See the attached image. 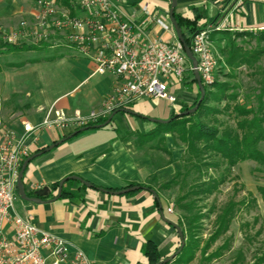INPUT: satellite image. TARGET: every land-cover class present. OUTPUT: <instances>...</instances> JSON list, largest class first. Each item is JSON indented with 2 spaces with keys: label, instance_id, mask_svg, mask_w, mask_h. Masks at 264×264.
<instances>
[{
  "label": "crops",
  "instance_id": "0c3cea01",
  "mask_svg": "<svg viewBox=\"0 0 264 264\" xmlns=\"http://www.w3.org/2000/svg\"><path fill=\"white\" fill-rule=\"evenodd\" d=\"M36 1L0 0V29L12 31L20 21L31 20ZM55 3L61 10L69 9L66 0ZM116 3L131 22L142 23V9L147 8L170 24L171 0ZM174 15L196 22L198 31L212 30L210 41L214 48L226 32H264V0H176ZM146 29L151 37L164 42L177 39L173 27L165 30L147 25ZM185 34L190 36V31ZM64 50H60L63 56L53 62L0 72V118L10 129L20 131L23 123L37 124L50 109L66 115L74 111L86 115L101 109L111 95L116 87L114 78L93 75L90 61ZM190 81L170 86L176 103L171 106L167 102L166 110H158L153 100L140 99L122 110L129 114L115 112L106 127L80 133L35 158L26 168L22 183L26 196L41 203L22 200L16 190L15 213L28 218L38 229L66 240L72 249L82 250L93 264H149L143 253L148 243L156 248L161 261L174 255L180 241L176 231L178 213L170 197L178 194V189L160 190V186L182 172L185 147L176 145L170 134L164 135L163 143L168 154L155 142L138 147L135 138H124L131 132L145 134L155 129L156 124L147 119L167 121L192 105L196 89L188 85ZM116 118L124 120V128L112 124ZM77 130L43 131L30 142L31 155ZM68 177H78L92 188L71 180L62 187L66 195L62 196L61 191L58 196V189L53 187ZM152 177L155 181L150 190L116 194L132 187L141 188ZM44 188L49 190L46 197L35 196ZM5 230L9 232V227L5 226Z\"/></svg>",
  "mask_w": 264,
  "mask_h": 264
},
{
  "label": "built area",
  "instance_id": "2783aa9c",
  "mask_svg": "<svg viewBox=\"0 0 264 264\" xmlns=\"http://www.w3.org/2000/svg\"><path fill=\"white\" fill-rule=\"evenodd\" d=\"M66 1L68 10H61L55 0L36 1L32 19L20 21L11 34L2 35L0 31V37L12 45L20 41L66 49L90 61L93 75L114 78L116 87L101 109L86 115L79 111L66 115L50 109L41 122L23 123L20 131L10 129L0 118V264H93L82 250L72 249L66 240L38 229L28 218L15 213L18 175L31 155L29 144L38 134L96 126L140 99L165 100L174 106L176 99L170 94V86L182 82L188 71L194 72L177 39L164 42L150 36L147 25L165 30H172V26L149 9L143 8L145 20L135 23L124 17L116 0ZM211 32L206 29L194 33L189 46L201 83L207 87L215 82L219 69Z\"/></svg>",
  "mask_w": 264,
  "mask_h": 264
},
{
  "label": "trees",
  "instance_id": "16d2710c",
  "mask_svg": "<svg viewBox=\"0 0 264 264\" xmlns=\"http://www.w3.org/2000/svg\"><path fill=\"white\" fill-rule=\"evenodd\" d=\"M174 18L186 45L190 46L192 35L198 32L196 22H190L175 15ZM185 31H190V36H187ZM241 35L254 37V46L249 47L247 44L246 47H243L232 44L226 49L218 48V51L220 56L225 59L224 65L226 67H246L248 70L247 76L255 84L254 88L249 89L248 94L240 99L236 87L220 85L217 83L216 78L215 82L209 87L203 85L205 94L194 114L183 117L172 115L169 124H156L155 129L148 133L131 132L124 138L125 140L135 138L138 147L149 142H155L156 147L162 146L160 148L162 152L168 154L163 143L165 141L164 135L170 134L176 145L181 144L185 147V154L182 158V172L175 174L172 179L160 186V190L178 189L173 205L178 213L177 228L183 233L185 245L171 263L189 264L194 261L196 254L200 252L197 244L199 241L197 234L200 229L199 224L202 220L210 218V215L214 214L213 233L203 249V255L206 254L219 238L226 236L237 212L240 210V206L245 204L244 202L235 203L230 200L219 209H214L209 214L202 215L199 212L196 213V203L217 193L220 186L224 184L226 176L238 164L251 161L264 168V153L260 149V145L264 144V45L262 46L264 44V32H259L256 35L243 32ZM24 51L30 50L5 43L0 37V56L19 54ZM45 51V49L37 50L38 53H45ZM59 51L53 56L38 55L33 60L7 65V67L14 68L41 62H53L63 56ZM2 70L3 67L0 65V72ZM231 78L235 77L232 75ZM184 80H191L188 85L194 86L196 89L194 103L183 110V112H187L197 105L200 93L191 72L188 71ZM213 91L217 93H213ZM210 102L218 106L223 104V107H208ZM224 115L228 116V121H232L233 125H230L228 121H219V117ZM202 118H205V120H202ZM108 119L100 121L96 125H102ZM40 152L42 151L36 153ZM222 167L225 169L224 174L219 178L210 177V171L215 172ZM190 177H192V185L188 183ZM154 181V177L150 178L140 189H152L151 183ZM58 187L59 184L53 188L58 189ZM258 192L264 201V188H259ZM65 195L62 191V196ZM158 204L160 205L159 202ZM228 249L229 242L226 240L203 261L209 263L218 259ZM143 253L149 264L161 262L153 245L146 244ZM236 260L237 263L242 262L243 256L241 253H238ZM263 262L264 258H261L256 264Z\"/></svg>",
  "mask_w": 264,
  "mask_h": 264
},
{
  "label": "rangeland",
  "instance_id": "374dc122",
  "mask_svg": "<svg viewBox=\"0 0 264 264\" xmlns=\"http://www.w3.org/2000/svg\"><path fill=\"white\" fill-rule=\"evenodd\" d=\"M17 29L18 25L16 28L14 27L12 31L4 29H0V31L2 35H8L15 32ZM249 33L256 35L259 32ZM241 34L242 33L229 32L226 35L224 34L221 39L219 38L217 47L226 49L232 44L243 47H246L247 44L249 47L254 46V37L243 36ZM16 45L28 48L30 51L0 56V65H2L3 70L12 72L14 69L7 67V65L24 63L28 60L37 58L38 55L53 56L58 50L65 51L64 49L56 50L37 47L20 41H18ZM263 45L264 44H262V46ZM217 47H213L214 53L219 59L217 83L220 85H228L229 87H236L240 99H242L248 94L250 88L255 87V84L247 76L248 70L245 66L239 68H235V66L234 68L226 67L224 65L225 59L220 56ZM40 49H45V53H38L37 50ZM232 75L235 78H231ZM176 83L177 81L175 85ZM213 93L217 92L213 91ZM152 104H154L158 110H166L169 107L165 100H153ZM214 106L218 105L213 102L208 104V107ZM218 107L222 108L223 104ZM202 120H205V118H202ZM219 121L227 122L228 116L224 115L219 117ZM131 122H133V120H131ZM228 123L233 125L232 121H228ZM112 124L120 128H124L126 125L124 120H118V118L114 119ZM260 149L264 153V144L260 145ZM224 171L225 169L222 167L215 172L210 171L209 175L213 178H219L224 174ZM191 178L192 177L188 179L190 185H192ZM225 179L224 184L220 186L217 193L208 199L196 203V213L199 212L202 215H207L210 211L219 209L230 200L235 203L244 202L245 204L240 206V210L237 212L226 236L219 238L204 255L203 249L213 233L212 223L214 221V214L210 215V218H206L200 222V229L197 233L199 237L197 244L199 245L200 252L196 254L193 264H234L237 263L236 258L238 253L242 254L243 260L237 264H256L259 259L264 258V201L258 192L259 188H264V168L254 162L246 161L234 167ZM176 196L177 192L173 193L170 197L171 200L173 201ZM226 240L229 242V249L224 255L209 263H205L203 259L216 251ZM261 264H264V262Z\"/></svg>",
  "mask_w": 264,
  "mask_h": 264
},
{
  "label": "water",
  "instance_id": "95a60500",
  "mask_svg": "<svg viewBox=\"0 0 264 264\" xmlns=\"http://www.w3.org/2000/svg\"><path fill=\"white\" fill-rule=\"evenodd\" d=\"M175 8H176V0H171V7H170V11H169V21H170V24L172 25L173 30H174V32L176 34L178 42L183 47V51H184V54H185L186 58L190 61L191 65H192V68L194 70V72H193L194 80L196 82L197 88H198L199 93H200V99H199L197 105L194 108H192L191 110H189L187 112H182V113L177 114L178 117H183V116L192 115L198 110V107H199V105H200V103H201V101H202V99L204 97L205 92H204V87H203V85L201 83L199 74L197 72V61H196L195 57L192 55L190 47L188 45H186L184 37L182 36L181 31L179 29V26H178V24H177V22H176V20L174 18ZM120 113L129 114V112H127V111H121ZM115 114L111 115L110 118L106 121V123H104L102 125H96V126H92V127H85V128L79 129V130L73 132L72 134H70L68 137H66V138L56 142L52 146L48 147L44 151L27 158L22 164V167L20 169V172H19V175H18V179H17L16 188H17V193H18L19 197L22 200H24V201H29V202L37 203V204L41 203V201L38 200V199H30V198H28L26 196L24 185L22 183V177H23L24 172H25V170L28 167L30 162H32L35 158L39 157L41 154L51 151L55 147L61 145L62 143H64L67 140L72 139L73 137L77 136L80 133H83V132H86V131H89V130H98V129H102V128L106 127L107 125L110 124V122H111L112 118L115 116ZM130 114H132V113H130ZM147 120L152 122V123H155V124H164V125L169 124L171 122V120H167V121H159V120H154V119H147ZM71 180L78 181V182H80L82 185H84L87 188H92L91 185H89L88 183L84 182L82 179H80L78 177H68V178L62 180L59 183L58 196H60V194H61L62 187H63L64 183L68 182V181H71ZM139 189H140L139 187H132V188L125 189L123 191H119L116 194L117 195H125L127 193L136 192ZM48 191H49L48 188L41 189V190H39V191H37L35 193V196H37V197H46L48 195ZM150 192L152 194H154V191H150ZM160 210H161V207H160ZM176 231L178 233L179 241H180V247H179L178 251L174 255H172L170 258H167V259L159 262L158 264H169V263H171L172 260L184 248L185 241H184L183 233L181 232V230L179 228H176Z\"/></svg>",
  "mask_w": 264,
  "mask_h": 264
}]
</instances>
